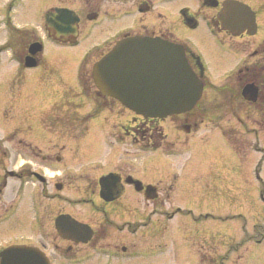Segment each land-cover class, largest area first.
Here are the masks:
<instances>
[{
	"label": "rangeland",
	"instance_id": "obj_1",
	"mask_svg": "<svg viewBox=\"0 0 264 264\" xmlns=\"http://www.w3.org/2000/svg\"><path fill=\"white\" fill-rule=\"evenodd\" d=\"M54 2L55 0H0V213L6 212L4 208L12 199H17L13 198V194L19 188L20 181L15 175H10V172L15 174L22 169L25 158L31 157L30 147L49 149L64 146L67 147L65 153L72 147L70 129H61L62 113L78 111L83 115L104 97L97 90L91 76L98 51L94 54L87 52L119 30L132 25L135 18L134 15V18L103 16L95 23L87 21L75 43L56 42L47 37L43 22V12L54 5ZM11 4L12 9L8 13V6ZM170 10L173 11L172 7ZM8 15L10 23H7ZM169 22L174 26V32L203 57L207 73L215 82H222L241 56H245L253 48L261 49L264 24L260 26V33L234 39L236 51H232L223 46L205 25L188 29L174 16L169 18ZM23 28H31L37 38L44 41L42 66L23 67V40L26 39L22 37L20 30ZM77 75L84 76V88L80 87ZM61 99L68 101L70 108L63 111L59 109L58 112L61 113L57 112L58 115L55 116L59 121L53 129L55 132H52L44 128L41 119ZM217 105H213L212 113L216 111ZM251 106L254 105L241 97L234 99V120L227 121L228 126L234 123V150L237 152L234 157L218 131V121L215 118L210 124L197 128L189 138L183 131L176 129L180 117L174 115L165 120L164 131L172 139L179 136L180 142L175 145L177 148L138 151V147L142 145L129 136L124 138L132 125L131 111L122 110L126 121L122 123L123 116L118 118L113 129L112 124L108 126L101 114L94 117L90 122L87 138L99 142L100 139H107L105 147H126L125 159L128 166V163L135 164L138 172L153 182L158 178H162L163 182L175 180L179 188L173 199H142L138 204V216L142 213L141 221L133 223L143 225L149 222V225H159V232L154 237H151L150 232L142 237L136 234L134 240L140 250L138 253L120 258H93L89 264H264V241L257 243L248 240L255 237L256 231L262 230L255 228V225L264 222V128L261 129L257 121L247 118V113L252 111ZM110 117L109 121L114 118ZM84 127L85 124L80 126ZM119 128L123 131V142H119ZM113 132L117 136L112 135ZM235 135L239 137V141H236ZM185 137L187 141L183 140ZM78 159L80 160V156ZM100 159L103 160L104 156ZM85 164L86 162L84 166L87 168L89 164ZM3 177H6V184L1 181ZM214 179L216 187L211 192L202 193V187H207L206 183L211 180L214 183ZM77 183L81 184L82 181ZM20 188L23 192L24 189ZM76 200L79 215L85 216L91 212L92 209L85 200L75 198ZM14 201L15 210L19 208L0 220V249L3 246L24 244L32 235L25 200L20 196ZM153 206L156 214L150 213ZM44 207L39 206L43 215L47 213ZM173 212L175 214L171 217ZM47 222L45 224L52 225ZM177 224L190 227L198 225L204 230L207 235V263H200L196 247L189 242L192 238L172 235L171 228H175ZM35 234L33 240L38 237ZM117 235L120 234L117 232ZM153 245L157 249H147L153 248ZM186 246L194 252L191 257H187L185 253L182 257L183 252L187 253ZM47 249L51 252L55 250L53 247Z\"/></svg>",
	"mask_w": 264,
	"mask_h": 264
},
{
	"label": "flooded vegetation",
	"instance_id": "obj_2",
	"mask_svg": "<svg viewBox=\"0 0 264 264\" xmlns=\"http://www.w3.org/2000/svg\"><path fill=\"white\" fill-rule=\"evenodd\" d=\"M225 1L227 0H55L51 7L68 8L78 17L76 34L66 40L71 43L77 41L87 21L95 23L103 16L113 18L117 15L124 17H133L134 15L132 25L119 30L118 33L87 52L94 54L98 51L94 62L107 54L117 41L127 38H156L182 45L188 64L201 80L202 92L193 108L184 113L175 114L180 117L176 123V129L183 131L185 136L190 138L192 133L202 128H199L201 125H208L215 118L218 121L216 124L218 131L234 157V153L237 154L234 150V123L228 126L227 121L234 120V99L236 97H241L250 105H254L251 107L255 113L248 112L247 118L257 121L258 126L261 129L264 128V31H262L260 41L261 49L253 48L245 56H239L240 59L227 73L225 79L222 82H215L207 73L208 68L203 57L174 32V26L169 22V18L174 16L180 24L188 29L205 25L223 46L236 51L234 39L261 32L260 26L264 24V0H229L236 4L243 3L254 11L257 23L254 34H250L247 29L240 33H234L224 27L220 13ZM170 7L173 11L170 10ZM20 30L23 34L22 37L26 38L23 40L22 50L25 58L30 43L38 38L33 30L28 28ZM103 44L105 45L100 49ZM35 57L38 60V65H41V51L35 54ZM220 57L221 55L217 59ZM222 59L224 58L222 57ZM249 84L256 87L255 100L248 99L243 95L244 88ZM82 86H84L83 82ZM102 99L91 111L83 115L76 111L71 122L66 124L70 128L61 122V129H70V141L73 140L72 147L68 148L67 153H65L67 147L64 146L49 149L30 147L29 156L34 158H25L24 166L20 171L15 174L13 171L10 172V175L18 177L20 186L13 194V198L17 199H12L4 208L6 212L0 213V220L19 208L15 210L14 200H18L22 196L32 229L30 240L24 244L28 247L38 248L53 263L56 261L54 264H89L93 258H120L138 253L140 250L137 248V241L134 240L137 237L136 234L142 237L147 236L150 232L151 237H154L159 232V225H149V222L143 223V225L133 223L141 221L142 213L138 216V204L142 199L151 201L173 199V195L179 188V184L175 180L163 182L162 178H158L153 182L138 172L135 164L128 163V166L125 159L126 147H119V145L118 147H105L107 139H100L99 142L98 140L91 141L86 137L90 122L94 117L101 114L108 122V126L112 124L113 129L117 125V119L122 116L124 118V112L121 111L128 110L114 96L106 95ZM214 104L218 105L215 107L216 111L212 113L211 109ZM67 108H70L68 101H61L60 110L63 111ZM132 113V125L128 134H124V138L129 136L134 142L142 145V147H138V151L177 148L175 145L180 142L179 136L172 139L164 131L165 120L174 117V115L158 118ZM79 116H84L86 121L81 122ZM110 116L114 117L111 121L108 120L111 118ZM124 121H126L125 118L122 123ZM83 124L85 127L80 128ZM122 132L119 128V142L123 140ZM112 135L117 136L115 132ZM187 137L183 140L187 141ZM235 138L236 141H239V137L235 135ZM102 155L104 156L103 160L100 159ZM84 162H86L85 165L89 164L87 168H85ZM99 162L104 163L100 164ZM105 176H110V183L105 193L102 194L101 181ZM6 177L1 179L3 184L7 182ZM79 181L82 183L78 184ZM206 185L207 187L205 185L202 187V193L211 192L216 187V180L214 179V183L211 180ZM20 187L24 189L23 192L20 191ZM75 198L85 200L90 205L91 212L85 216L79 215L76 211L77 200L75 201ZM40 205L45 206L44 211L47 210L48 215L47 213L41 214ZM150 213H157L154 206ZM174 214L175 212L171 214V217ZM60 216L64 217L59 229L56 219ZM72 220L86 225L83 226V230L78 231L73 227L75 224L72 223ZM46 221L52 225L45 224ZM255 228L262 230L256 231L255 237L248 240L261 243L264 241V222L257 223ZM117 232L120 235H117ZM171 232L174 237L192 238L189 242L196 247L200 263L207 259L205 247L207 235L201 227L177 224L175 228H171ZM35 233L38 234V237L33 240L32 237H36ZM87 235H90L87 240L80 239ZM154 246L153 248L146 247L150 250L157 249ZM50 247L55 249V253L47 249ZM157 247H159V242ZM188 247L186 246L187 253L183 252L182 257H184V253L187 257H191L194 253Z\"/></svg>",
	"mask_w": 264,
	"mask_h": 264
},
{
	"label": "water",
	"instance_id": "obj_3",
	"mask_svg": "<svg viewBox=\"0 0 264 264\" xmlns=\"http://www.w3.org/2000/svg\"><path fill=\"white\" fill-rule=\"evenodd\" d=\"M44 16L46 28L54 37L68 40L76 34L78 17L72 10L51 8ZM220 17L224 27L231 32L240 33L247 29L253 34L256 31L255 14L243 3L225 1ZM40 50L42 44L32 42L24 64L35 66L34 54ZM92 77L102 94L118 98L125 106L144 116L165 117L186 111L199 99L202 91L201 80L188 64L183 46L156 38L117 41L109 53L94 63ZM243 95L255 100L256 87L247 85ZM109 183L110 176H105L101 181L102 194ZM63 217L56 219L59 229ZM72 221L78 231L86 225ZM89 236L80 239L87 240ZM0 257V264H50L38 249L23 245L1 250Z\"/></svg>",
	"mask_w": 264,
	"mask_h": 264
},
{
	"label": "trees",
	"instance_id": "obj_4",
	"mask_svg": "<svg viewBox=\"0 0 264 264\" xmlns=\"http://www.w3.org/2000/svg\"><path fill=\"white\" fill-rule=\"evenodd\" d=\"M49 117H50V119L46 118V120H45L46 124L47 125H52V124L57 125L59 119H56L54 110H53V112H51ZM71 120H72V116H70L68 114L65 115L62 119L60 118V122H64V123H67V122L70 123ZM85 121H86L85 117L81 118V122H85Z\"/></svg>",
	"mask_w": 264,
	"mask_h": 264
}]
</instances>
